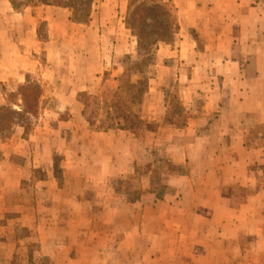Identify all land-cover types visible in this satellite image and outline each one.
<instances>
[{
    "label": "crops",
    "instance_id": "obj_1",
    "mask_svg": "<svg viewBox=\"0 0 264 264\" xmlns=\"http://www.w3.org/2000/svg\"><path fill=\"white\" fill-rule=\"evenodd\" d=\"M161 1L179 27L132 106L142 122L98 130L81 94L127 85L129 0H96L88 23L0 0V105L28 77L43 87L33 130L0 137L5 264H264V0Z\"/></svg>",
    "mask_w": 264,
    "mask_h": 264
},
{
    "label": "trees",
    "instance_id": "obj_2",
    "mask_svg": "<svg viewBox=\"0 0 264 264\" xmlns=\"http://www.w3.org/2000/svg\"><path fill=\"white\" fill-rule=\"evenodd\" d=\"M47 5L66 7L71 12V19L78 23H88L96 0H37ZM126 25L129 27L138 40V51H151L158 43L172 42L178 31V22L171 7L161 0H129L126 16ZM145 82V81H144ZM143 79L136 83L128 81L127 88L132 99L125 103L126 114L123 115L124 124L119 126L134 128L142 119L133 112L132 106L142 99L145 92ZM144 88V89H143ZM43 87L37 79L27 78L26 82L20 84L15 91L9 92L6 96V103L0 105V137H8L17 126H23L25 133H28L35 126L36 120L41 112V95ZM175 97V96H174ZM88 95L81 94V100L85 104L84 113L92 128L102 130L114 126L117 121L111 116L109 121L93 119L89 113ZM96 103V102H95ZM19 106V107H16ZM109 106V110H111ZM171 116L179 111L182 114L183 108L180 102L170 101ZM109 112V111H108ZM110 113V112H109ZM170 119L169 117L167 119ZM178 123V122H177ZM180 123H184L180 122ZM118 124H120L118 122ZM55 173L60 177L58 165L55 163Z\"/></svg>",
    "mask_w": 264,
    "mask_h": 264
},
{
    "label": "rangeland",
    "instance_id": "obj_3",
    "mask_svg": "<svg viewBox=\"0 0 264 264\" xmlns=\"http://www.w3.org/2000/svg\"><path fill=\"white\" fill-rule=\"evenodd\" d=\"M171 7L170 5H168ZM172 8V7H171ZM124 64H121L122 66H126L127 73L121 77V83H126L128 81H136L138 79H143L144 84L142 85L145 88V92L147 89H149L150 80L156 78L157 74V48L152 47L151 51H142V54H139L136 59L132 57H125L123 58ZM125 68V67H124ZM112 72V71H111ZM107 76H109V72L107 71L105 73ZM113 84L108 85H101L99 88L94 90V93L88 95V113L89 115L96 120H103V121H109V117L113 118V120L123 123V115L126 114L125 111V103L129 102L132 97L129 93V90L127 88V85H122V88H113ZM153 86V84H152ZM174 84L172 83L169 88H167V99L170 101H176L180 102L179 97L177 96L176 91L174 90ZM144 89V88H143ZM144 92V93H145ZM175 96V97H174ZM96 102V103H95ZM109 106L112 107L109 110ZM110 113H109V112ZM177 113L173 112V115L170 116V119H175L176 122L180 123L185 120V113L182 111V114H179V111L176 110ZM169 117V115H168ZM168 119V118H167ZM151 127H155L156 123L151 122ZM33 130V129H32ZM16 131V130H15ZM15 131L13 133H15ZM261 132V130H260ZM14 135V134H13ZM12 135V136H13ZM56 165L60 164V156H56ZM149 169L153 171L152 175L155 177L154 182L157 183L160 182L161 175L159 176L157 174V171H160L161 173V167L158 168V164L156 163H149ZM183 169V168H182ZM160 177V178H159ZM137 183L136 181H132L131 185H135ZM161 185V184H160ZM132 186V187H133ZM161 187V186H160ZM136 189V188H133ZM160 190H163V187L160 188ZM165 192H167V189H164ZM136 192L132 193V196H137L138 192L137 190H134ZM164 192V193H165ZM0 261L4 262L5 257L0 259ZM5 264V262H4ZM28 264H49L47 262V259L43 256L38 255L35 259L32 257V260L29 261Z\"/></svg>",
    "mask_w": 264,
    "mask_h": 264
}]
</instances>
